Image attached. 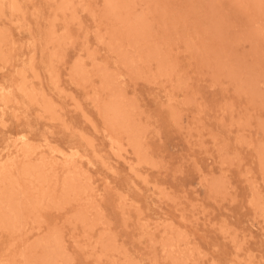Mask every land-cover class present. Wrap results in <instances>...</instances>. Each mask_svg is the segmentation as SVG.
<instances>
[{
	"label": "rangeland",
	"instance_id": "obj_1",
	"mask_svg": "<svg viewBox=\"0 0 264 264\" xmlns=\"http://www.w3.org/2000/svg\"><path fill=\"white\" fill-rule=\"evenodd\" d=\"M1 166L0 264H264V0H0Z\"/></svg>",
	"mask_w": 264,
	"mask_h": 264
},
{
	"label": "bare ground",
	"instance_id": "obj_2",
	"mask_svg": "<svg viewBox=\"0 0 264 264\" xmlns=\"http://www.w3.org/2000/svg\"><path fill=\"white\" fill-rule=\"evenodd\" d=\"M109 4V3H108ZM117 6V5H116ZM116 108H117V106H115ZM120 116V115H119ZM116 117V116H115ZM114 118V117H113ZM107 126V125H106ZM19 140V139H18ZM21 144L23 145V146H25L26 145V140H25V138H22L21 137ZM17 149V148H16ZM16 151V150H15ZM14 151V152H15ZM17 153V152H16ZM20 154V153H19ZM12 155V154H11ZM15 159V158H14ZM9 162V161H8ZM14 166V165H13ZM67 166V165H66ZM3 166H1L0 168H2ZM4 168V167H3ZM29 169V168H28ZM32 169V168H31ZM24 173L26 174H28V171L26 170V171H24ZM3 174V173H2ZM25 176H27V175H25ZM69 182H70V180H69ZM65 184H67V183H65ZM69 185V184H68ZM67 185V186H68ZM73 187V186H72ZM71 188V187H70ZM67 189V188H66ZM69 189V188H68ZM71 190V189H70ZM43 195H45V194H43ZM43 198V197H42ZM11 212V211H10ZM9 219V218H8ZM12 220V219H11ZM12 223V222H11ZM12 225V224H11ZM57 242V241H56Z\"/></svg>",
	"mask_w": 264,
	"mask_h": 264
}]
</instances>
